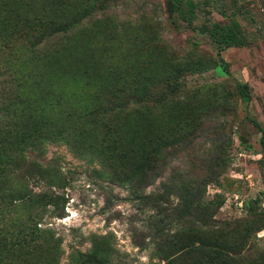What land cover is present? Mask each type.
<instances>
[{
    "label": "rangeland",
    "instance_id": "rangeland-1",
    "mask_svg": "<svg viewBox=\"0 0 264 264\" xmlns=\"http://www.w3.org/2000/svg\"><path fill=\"white\" fill-rule=\"evenodd\" d=\"M64 1L72 7L70 10L86 2ZM168 1L108 0L102 7L97 5L85 31L76 35L74 46L34 52L21 43L5 49L2 40L17 15L30 12L32 17L43 18L60 16L69 9L53 10L51 4L46 5L47 0H0V71L11 74L9 78L0 77V104L16 103L22 119L18 122L20 128L31 124L48 128L37 121L33 112L46 97L45 86L59 87L71 96L77 112L83 113L85 107L121 85H130L143 72L157 99L150 102L152 114L146 122L131 116L128 122L129 127L146 132L152 161L154 138L159 131L170 136L183 129L190 136L191 144L145 191L146 195L163 197H152L147 205L134 201L131 193L121 187V171L115 173L97 159L82 158L62 142L48 143L44 152L30 159L43 168L55 169L59 175L54 181L37 167L9 174L3 181L8 189L29 187L36 193L49 189L59 196L54 216H62H47L43 226L51 227L63 239L62 263L77 250L86 252L92 235L107 237L120 258L130 264L167 263L152 258L153 233L148 222L157 206L163 205L172 221L167 237L187 233L183 242L200 240L203 237L197 230L209 231L211 227L206 237L215 235L219 244L227 247L229 263L241 258L242 264H264V0H194L199 5L192 26L169 10ZM213 5L229 15L240 14L248 42L245 47L225 49L200 33L204 27L225 22ZM175 63L197 65L182 81L183 112L175 111L174 104L160 109L155 93V86ZM239 83L249 87V104L240 101ZM168 87L163 91L170 95L174 89ZM3 120L0 134L10 138L12 129L4 127ZM54 120L56 115L46 118L47 123ZM135 128L129 129L131 134ZM133 138L129 137L130 145L123 155L127 172L136 167L140 152ZM182 183L203 186L205 206L211 204L214 211L205 217L199 210L189 211L175 187ZM240 200L244 202L242 209ZM30 212L35 211L22 209L20 221ZM195 259L196 252L185 249L168 260L194 264Z\"/></svg>",
    "mask_w": 264,
    "mask_h": 264
},
{
    "label": "trees",
    "instance_id": "trees-1",
    "mask_svg": "<svg viewBox=\"0 0 264 264\" xmlns=\"http://www.w3.org/2000/svg\"><path fill=\"white\" fill-rule=\"evenodd\" d=\"M64 1V0H63ZM47 0L46 5L51 4V9H69L60 16H45L35 18L28 14H18L11 29L4 36L5 49L12 48L16 43L23 44L28 50L44 52L58 49V46L72 47L78 41L76 35L80 30L85 31L86 22L92 18L97 5H104L101 0H86L85 4L77 10H70L66 1ZM198 3L194 0H169L168 6L172 13L192 26L196 20ZM220 16L225 20L223 25L207 26L200 29L201 34L210 36L214 43L225 49L247 45L246 29L241 23L240 14H227L222 8L214 5ZM26 10V9H25ZM215 32V33H214ZM14 44V45H13ZM13 45V46H12ZM206 63L204 64V66ZM171 70L158 85L155 86L160 109L174 104L175 111L183 112L184 102L182 99V81L186 73L195 71L197 65H182L175 63ZM11 76L8 72L0 71V77ZM128 86L121 85L102 96L98 102H93L83 113H78L76 104H72L71 96L63 93L59 87L52 85L48 88L45 98L33 109L39 123L48 128H39V125H30L28 128H20L18 122L21 117L18 114L16 103L0 104V120L6 119L4 127L12 129L14 136L8 138L0 134V182L5 181L9 174L25 168H35L48 173V179L54 181L59 173L50 168H43L39 164L30 162V159L44 152L48 143L62 142L82 158L90 161L97 159L103 167L120 172L119 183L133 196L134 201L151 203V198L163 197L160 195H146L147 188L153 186L156 181L163 177L165 170L179 158L183 148L190 145V136L179 129L172 135L164 136L159 131L154 138V161L148 152L147 135L145 131L135 127H129V116L146 122L152 114L150 102L157 99L153 93V86L149 78L139 72ZM171 86L174 91L170 95L164 93L165 88ZM238 94L242 103L249 104L251 94L248 85L239 83ZM183 109V110H182ZM55 116L56 120L46 122L48 115ZM57 114H59L57 116ZM58 117L60 118L58 120ZM262 132L261 127L254 122ZM15 128L18 130L16 131ZM134 129L131 134L129 129ZM263 133V132H262ZM133 135V145L136 146L139 157L134 170L127 172L125 167L124 152L129 137ZM157 142V144H156ZM261 143L264 145V133ZM128 148V147H127ZM53 172V173H52ZM101 173V172H100ZM103 174L110 175L103 171ZM114 179V178H113ZM182 200L187 204L189 211L199 210L205 217L213 206L206 207L203 186L178 184L175 186ZM29 187L20 190L0 187V264H130L120 258V253L107 237L91 236V247L86 252L75 251L68 262L62 263L65 254L62 244L63 239L57 236L56 231L49 226L44 227L45 218L61 217L56 208L59 196L49 189L36 193ZM154 203L155 200L153 201ZM54 209H51V207ZM29 208L35 211L27 215L24 221H20L22 209ZM204 220L200 219L201 225ZM149 227L152 229V258L169 262V258L191 249L196 252L194 264H242L241 258L235 263H229V250L219 244L217 236L207 239L209 231H198L202 239H187L186 236L177 234L167 237L171 229V219L165 214L163 205L157 206L149 217ZM197 225L196 222L193 223ZM47 225V224H46ZM200 225L197 228L200 229ZM187 228L183 231L186 232ZM220 231L218 230L217 233ZM197 242L200 243L197 245ZM147 245V244H146Z\"/></svg>",
    "mask_w": 264,
    "mask_h": 264
},
{
    "label": "built area",
    "instance_id": "built-area-1",
    "mask_svg": "<svg viewBox=\"0 0 264 264\" xmlns=\"http://www.w3.org/2000/svg\"><path fill=\"white\" fill-rule=\"evenodd\" d=\"M237 199H238V197H237ZM243 204H244L243 200H240V201L238 202V205H239V207H240L241 209L243 208Z\"/></svg>",
    "mask_w": 264,
    "mask_h": 264
}]
</instances>
